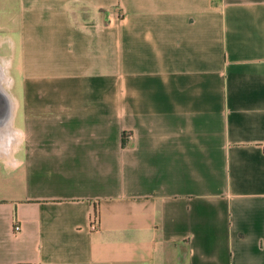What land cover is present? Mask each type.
Returning a JSON list of instances; mask_svg holds the SVG:
<instances>
[{
  "label": "crops",
  "instance_id": "0c3cea01",
  "mask_svg": "<svg viewBox=\"0 0 264 264\" xmlns=\"http://www.w3.org/2000/svg\"><path fill=\"white\" fill-rule=\"evenodd\" d=\"M0 52V264H264V0H0Z\"/></svg>",
  "mask_w": 264,
  "mask_h": 264
},
{
  "label": "bare ground",
  "instance_id": "6f19581e",
  "mask_svg": "<svg viewBox=\"0 0 264 264\" xmlns=\"http://www.w3.org/2000/svg\"><path fill=\"white\" fill-rule=\"evenodd\" d=\"M6 74V68L3 66H0V114L4 113L5 107H7L6 113L8 115L9 112V106H10V98L9 93L6 91V87H9V82ZM6 86V87H5ZM11 118V116H9ZM9 120V118H8ZM10 125L9 121L8 124ZM9 127V126H8ZM10 129L1 130L0 132V140L5 141L6 137L10 134ZM8 139V138H7Z\"/></svg>",
  "mask_w": 264,
  "mask_h": 264
},
{
  "label": "rangeland",
  "instance_id": "374dc122",
  "mask_svg": "<svg viewBox=\"0 0 264 264\" xmlns=\"http://www.w3.org/2000/svg\"><path fill=\"white\" fill-rule=\"evenodd\" d=\"M4 53H7V52H0V54H1V57H3L2 59H3V61H2V64L3 65H6V67H7V69H6V74H7V78H8V82H9V87H7V92H9V90H10V85H11V79H10V75L8 74L9 73V64H8V60H9V56H8V54H4ZM5 60V61H4Z\"/></svg>",
  "mask_w": 264,
  "mask_h": 264
},
{
  "label": "built area",
  "instance_id": "2783aa9c",
  "mask_svg": "<svg viewBox=\"0 0 264 264\" xmlns=\"http://www.w3.org/2000/svg\"><path fill=\"white\" fill-rule=\"evenodd\" d=\"M95 224H96L95 221L92 222V224H91V226H90L91 230H95V229H96ZM14 231H15V232L20 231V226H19V225H14Z\"/></svg>",
  "mask_w": 264,
  "mask_h": 264
}]
</instances>
